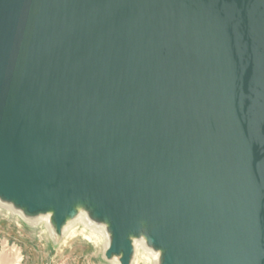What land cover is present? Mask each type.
Returning a JSON list of instances; mask_svg holds the SVG:
<instances>
[{
	"label": "water",
	"instance_id": "water-1",
	"mask_svg": "<svg viewBox=\"0 0 264 264\" xmlns=\"http://www.w3.org/2000/svg\"><path fill=\"white\" fill-rule=\"evenodd\" d=\"M0 200L264 264V0H0Z\"/></svg>",
	"mask_w": 264,
	"mask_h": 264
},
{
	"label": "rangeland",
	"instance_id": "rangeland-1",
	"mask_svg": "<svg viewBox=\"0 0 264 264\" xmlns=\"http://www.w3.org/2000/svg\"><path fill=\"white\" fill-rule=\"evenodd\" d=\"M16 211L0 200V264H120L105 257L106 239L92 234L91 225L82 222L71 236L69 228L58 236L43 217L32 224ZM156 254L137 241L132 264H159Z\"/></svg>",
	"mask_w": 264,
	"mask_h": 264
},
{
	"label": "bare ground",
	"instance_id": "bare-ground-1",
	"mask_svg": "<svg viewBox=\"0 0 264 264\" xmlns=\"http://www.w3.org/2000/svg\"><path fill=\"white\" fill-rule=\"evenodd\" d=\"M19 210H17L16 212H18ZM20 213V211L18 212ZM43 216H40V217H27V220L32 223V224H35L38 222V220H40ZM44 220L46 221V223L48 224L49 228L52 230V232L55 234V230H54V227L52 225V222H51V213H49L48 215L44 216L43 217ZM85 223L87 225H91V228H92V234L94 235H102L105 237L106 239V243H105V248H104V251L107 249L108 245H109V242H110V234H109V231L107 230V227L104 225V224H100L98 222H94L92 219H91V216H89L85 211H81L79 213V215L75 216L68 224L67 226L64 228L63 230V233L68 235V231L71 229L70 231V236L72 235V233L75 232V228L77 226V224L79 223ZM69 228V230L67 231L66 233V230ZM85 232V230L83 231ZM84 236H88V235H84ZM91 239V238H90ZM97 239V238H96ZM95 240V239H94ZM66 242V241H65ZM142 243H145V240L144 239H141ZM156 257L159 258V253L156 254ZM155 262V261H154Z\"/></svg>",
	"mask_w": 264,
	"mask_h": 264
}]
</instances>
